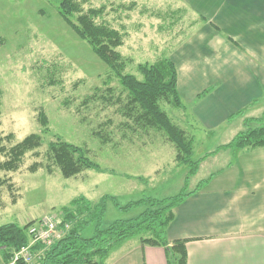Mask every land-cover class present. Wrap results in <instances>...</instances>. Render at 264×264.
<instances>
[{
    "label": "rangeland",
    "instance_id": "1",
    "mask_svg": "<svg viewBox=\"0 0 264 264\" xmlns=\"http://www.w3.org/2000/svg\"><path fill=\"white\" fill-rule=\"evenodd\" d=\"M76 1L85 11L103 7L98 22L124 33L120 50L128 57L126 71L131 73L138 72L139 64L153 63L179 47L188 33L186 24L196 17L182 0ZM60 2L0 0V131L3 137L13 135L0 146L10 148L33 133L43 139L39 154L27 153L18 171H0L9 179L2 192L0 226H24L52 214L62 218L64 207L74 210L72 202L86 197L105 203V228L145 210V205L119 208L112 197L121 207L143 196L171 197L184 189L194 190L201 180L227 166L232 151L222 150L217 158L204 160L187 180L188 166L177 164L166 136L135 125L126 115L127 99L118 77L64 21ZM184 107L162 104L183 125L192 116ZM192 129L198 159L230 143L246 124L237 118L212 133L198 123ZM59 138L83 147L103 171L89 169L65 178L47 157L49 143ZM35 163L37 168L30 170ZM96 224L87 226L83 234L93 236Z\"/></svg>",
    "mask_w": 264,
    "mask_h": 264
},
{
    "label": "crops",
    "instance_id": "2",
    "mask_svg": "<svg viewBox=\"0 0 264 264\" xmlns=\"http://www.w3.org/2000/svg\"><path fill=\"white\" fill-rule=\"evenodd\" d=\"M182 1L196 16L170 54L192 115L184 126L212 133L237 118L264 124V0ZM230 153L202 189L201 180L188 191L168 227L170 245L187 241V264H264V147ZM104 263L171 264L167 248L139 238L115 246Z\"/></svg>",
    "mask_w": 264,
    "mask_h": 264
},
{
    "label": "trees",
    "instance_id": "3",
    "mask_svg": "<svg viewBox=\"0 0 264 264\" xmlns=\"http://www.w3.org/2000/svg\"><path fill=\"white\" fill-rule=\"evenodd\" d=\"M59 8L62 18L75 35L86 41L94 54L118 77L127 99L126 115L135 120V125H141L148 130H158L166 136L176 151L177 164L188 166L187 180L189 176L196 174L202 160L222 150L231 149L236 154L245 149L264 147V124L260 120L249 119L246 121V129L238 133L230 143L195 159V136L190 132L193 131V125L184 126L162 108L163 103H168L176 109L185 106L178 91L177 68L170 58L175 48L168 54L160 55L153 63L139 64L137 73L127 72L128 57L125 59L120 50L125 45V35L104 22H98V18L104 13L103 7L85 11L76 0H61ZM208 92L205 90L198 98ZM41 119L43 123H47L45 114H41ZM255 122L257 124L254 127L251 123ZM4 138L12 139L13 135L3 137L0 131V144ZM42 143V136L33 133L10 148L1 145L0 171H18L26 154L29 152L39 154L38 149ZM47 157L55 162L65 178L77 176L89 169L103 171L88 157L83 147L62 141L60 138L49 143ZM37 166L38 163L33 164L30 170L34 171ZM213 176L214 174L202 180L197 190L202 189ZM8 182L9 179L0 175V208L3 206V187ZM190 194L191 192L184 189L177 195L162 199L143 196L124 207L112 197L119 208L145 205V210L137 217L116 219L105 228L102 227L105 203H94L86 197H81L79 201L74 200L72 206H76L75 209L64 207L61 218L62 224L70 223V229L62 239L44 249L38 264H105L107 255L115 246L133 237H138L144 244L167 248L171 264H187V241L179 240L170 245L167 230L175 218V209ZM93 222L97 223L96 232L93 236L86 237L83 234L84 229ZM32 223L33 221L24 226L16 223L0 226V252L5 264L11 262L12 253L30 242L28 229ZM35 249L40 251L42 245L37 244Z\"/></svg>",
    "mask_w": 264,
    "mask_h": 264
},
{
    "label": "built area",
    "instance_id": "4",
    "mask_svg": "<svg viewBox=\"0 0 264 264\" xmlns=\"http://www.w3.org/2000/svg\"><path fill=\"white\" fill-rule=\"evenodd\" d=\"M59 215H45L33 221L28 229L30 242L14 252L12 263L23 262L25 264H38L45 248L50 247L58 240L62 239L71 225L69 222L62 224ZM42 245V249L36 251L35 246Z\"/></svg>",
    "mask_w": 264,
    "mask_h": 264
}]
</instances>
